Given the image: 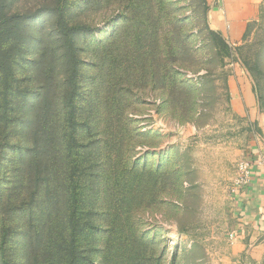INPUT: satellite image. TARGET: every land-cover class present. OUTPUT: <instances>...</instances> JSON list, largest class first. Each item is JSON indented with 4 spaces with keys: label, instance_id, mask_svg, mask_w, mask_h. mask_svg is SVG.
<instances>
[{
    "label": "rangeland",
    "instance_id": "1",
    "mask_svg": "<svg viewBox=\"0 0 264 264\" xmlns=\"http://www.w3.org/2000/svg\"><path fill=\"white\" fill-rule=\"evenodd\" d=\"M99 1L93 0L89 6L87 0L65 2V6H71L72 21L89 26L75 34L73 41L78 47L81 63L76 77L80 90L78 100H87L91 105L98 102L99 91L103 89L100 82L96 86L92 79L95 74L98 79L100 77L95 71V64L99 62L96 51L115 41L128 12L122 2H131ZM8 2V10L29 14L19 27L26 28L25 33L22 32L25 34L22 51L15 53L11 65L15 77L23 80L17 88L20 92L14 115L17 122L5 131L7 138L0 136V205L5 193L9 192L4 191L16 185L20 158H26L28 153L25 148L18 149L21 146L17 145L28 131L30 117L27 112L31 104L37 102L38 89L35 83H28L24 78L30 77L34 59L43 49L41 34L43 38L46 33L53 36V41L48 42L52 51L61 38L54 30L58 21L43 14L45 6H52L57 0ZM132 3L138 19L144 18L147 22L161 10L158 3L148 5L144 0H132ZM160 4L181 19L171 25L177 33L172 39L173 47L178 40L181 47H192L196 58L185 60V56L180 57L178 64H189L187 62L193 60L191 67L177 68L176 65L155 77L148 71H140L131 79L134 87L125 100L124 110L114 116V124L118 126L116 133L128 140L129 165L135 167L136 173H141L134 200L126 193V206L120 207L126 210L122 228L136 235L134 244L137 243L141 257L138 264H247L244 252L234 246L238 228L235 190L239 162L250 160L255 155L254 147L258 158L264 150V95L261 98V93L255 92L253 78L237 54L239 42L226 41L231 55L223 58L224 65L219 64L215 55L218 47L210 32L225 38L209 26L207 0H163ZM252 21L257 23L252 27L248 44L252 43V50H257L264 41V0L259 4L256 17L249 20ZM39 29L43 32L37 34ZM122 41L116 51L121 66L126 64L129 45H132L129 40ZM146 55L143 57L147 58ZM206 59L209 63L203 64ZM202 65L209 70L206 81L202 80L205 69L198 70ZM174 78L185 83L173 85ZM239 85L251 88L247 94L241 93L237 91ZM128 126L133 132H126ZM101 134L99 131L97 138H101ZM14 144H17L16 148ZM97 197V214L93 222L98 226L81 232L76 230L75 239L80 245L72 258L74 264L106 263L102 261V244L106 237L102 224L103 194ZM12 199L17 201L15 197ZM29 202H32V214L30 209L22 213L4 205L5 220L1 221L0 217V240L7 228L8 236L0 252V264L59 262L50 258L51 253L46 248L48 242L57 241L59 246L62 245L65 216L48 232L43 228V199H30ZM30 220L33 222L31 227L27 223ZM51 233L56 238L49 240ZM31 244L38 246V253L30 259Z\"/></svg>",
    "mask_w": 264,
    "mask_h": 264
},
{
    "label": "trees",
    "instance_id": "2",
    "mask_svg": "<svg viewBox=\"0 0 264 264\" xmlns=\"http://www.w3.org/2000/svg\"><path fill=\"white\" fill-rule=\"evenodd\" d=\"M128 1L131 2H122L128 12L123 17L124 22L119 27L115 41L98 49L95 54L96 59L99 60L95 64V71L100 77L98 79L95 74L92 79L96 81V86L99 82L103 85L96 104L91 105L87 100L82 102L78 100L80 90L76 77L81 63L73 37L87 30L89 26L72 21L71 6H65L66 0H57L54 5L45 6L43 14L53 17L55 22L58 21L54 30L58 31L61 38L57 40L56 49L52 51L51 43L48 42L53 36L46 33L43 38V30H37V34L42 33L43 49L34 59L30 77L24 78L28 83L37 85V102L31 104L27 112L30 117L28 131L21 138L20 145L14 144L15 148L21 146L18 149L25 148L28 153L26 158H20L17 165L16 185L4 191L9 192L5 193L3 204L0 205V217H2L1 221L5 220L4 205L10 207L12 211L17 209L22 213L30 209L32 214V202L29 200L40 198L43 199V228H47L48 232L59 223L62 216H65L63 229L66 232L63 233L62 245L59 246L57 241L48 242L46 248L51 253V259H58V264H74L72 258L75 257V251L80 245L76 242L75 232L97 228L98 225L95 226L93 219H96L98 194H103L102 224L106 231L102 244L104 251L102 261H105V264H138L141 257L137 243L134 244L137 242L136 235L133 231L127 232L122 228L123 213L126 210L120 207L126 206V193H129L134 200L141 173H136L135 167L129 165L126 156L128 140L116 133L118 126L114 124V116L124 110L125 100L134 87L131 79H134L140 71H148L152 77H155L157 73H165L167 68L176 65L177 68H190L193 60L187 62L189 64H178L180 57L185 56V60L189 57L196 58L193 48L181 47L178 40L173 47L172 39L177 33L171 29V25L180 22L181 19L171 13V9L162 8L164 5L160 3L163 0H144L145 4L158 3L161 7L151 22H147L144 18L139 20L134 3L132 0ZM99 2L98 0L97 3ZM8 3V0H0V136L3 137L2 139L7 138L5 131L15 126L17 122V119H14L18 107L17 96L20 94L17 88L23 80L15 77L11 65L15 53L22 51L25 35L22 32L25 33L26 28L19 27L23 24L26 14H29V12L8 10ZM91 3L93 0H87L86 5L89 6ZM147 10L150 12L149 9ZM256 23L252 21L247 24L242 41L236 49L241 62L253 78L255 92L261 93L262 98L264 41L257 50H252V43L248 44L250 42L248 37ZM210 36L217 44L215 55L222 66L223 58L231 55V49L218 33L211 31ZM123 39L129 40L132 45H129L126 64L121 66L116 51ZM245 44L246 50H244ZM208 60L206 59L203 64L209 63ZM166 62L169 63L168 66ZM200 68L206 71L202 76V80L206 81L209 70L205 65L198 67V70ZM180 83L185 81L174 78L172 82L173 85ZM99 131L102 132L101 138H97ZM126 132L133 130L128 126ZM12 197L17 201L14 202ZM27 223L31 227L33 222L30 220ZM4 230L0 240V252L3 251L8 236V228ZM49 235V240L56 238L52 233ZM37 247L31 244L30 259L36 257ZM58 253L59 258H57Z\"/></svg>",
    "mask_w": 264,
    "mask_h": 264
},
{
    "label": "crops",
    "instance_id": "3",
    "mask_svg": "<svg viewBox=\"0 0 264 264\" xmlns=\"http://www.w3.org/2000/svg\"><path fill=\"white\" fill-rule=\"evenodd\" d=\"M207 20L228 43L241 41L249 20L258 13L261 0H207ZM238 88V87H237ZM251 86L239 85L247 94ZM250 157L251 175L247 185L235 190L238 228L234 246L244 252L247 264H264V164L259 165L256 148Z\"/></svg>",
    "mask_w": 264,
    "mask_h": 264
},
{
    "label": "built area",
    "instance_id": "4",
    "mask_svg": "<svg viewBox=\"0 0 264 264\" xmlns=\"http://www.w3.org/2000/svg\"><path fill=\"white\" fill-rule=\"evenodd\" d=\"M259 165L264 164V150L261 152V158L258 160ZM251 175V164L249 160H243L238 164L237 186H245L248 184Z\"/></svg>",
    "mask_w": 264,
    "mask_h": 264
}]
</instances>
